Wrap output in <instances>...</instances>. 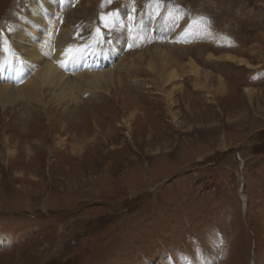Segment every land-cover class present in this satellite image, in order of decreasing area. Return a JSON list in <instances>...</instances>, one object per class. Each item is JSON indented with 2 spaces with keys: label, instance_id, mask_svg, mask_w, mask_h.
Here are the masks:
<instances>
[{
  "label": "rangeland",
  "instance_id": "rangeland-1",
  "mask_svg": "<svg viewBox=\"0 0 264 264\" xmlns=\"http://www.w3.org/2000/svg\"><path fill=\"white\" fill-rule=\"evenodd\" d=\"M29 1L0 0L1 38ZM64 2L77 43L155 23L106 61L114 86L0 107V264H264V0ZM153 49L174 81L133 58Z\"/></svg>",
  "mask_w": 264,
  "mask_h": 264
},
{
  "label": "bare ground",
  "instance_id": "bare-ground-1",
  "mask_svg": "<svg viewBox=\"0 0 264 264\" xmlns=\"http://www.w3.org/2000/svg\"><path fill=\"white\" fill-rule=\"evenodd\" d=\"M59 1L60 3L57 4L49 3L46 0H30L28 6L25 8L27 11H25L26 17L20 14L24 24L18 20L15 31L13 29L10 39L0 37V74L5 81L0 83L1 108L5 109L8 106H12L22 99L30 101L33 96L41 94L43 88L57 91L58 93L55 96L58 102L65 96L75 98L76 96L73 97V89L75 88L73 84L74 79L77 80V84L84 85L89 90L100 89L101 85H113L115 71L108 68L103 71L105 69L104 66L107 67L106 61L110 62L111 58H116L119 55L121 57L122 54L119 52V47L126 40L135 41V35L140 34L138 28L142 29V26L146 25L148 29L152 30L151 26L155 23L151 22L148 17L140 19L136 23L137 28H134L132 36L130 33L126 34L122 30V32L114 36L111 45L108 47H106L101 39L90 36L83 43H77L78 41L76 42L72 37L71 31L63 28L66 23L65 17L62 18L59 15L60 12L56 11L57 7L59 9L62 8L65 4L64 1L67 2L68 0ZM112 11L113 9L110 10V12ZM27 16L32 18L29 19ZM35 20H39V23L34 33L29 26L33 25ZM43 22L45 26H43ZM129 27L128 29H130ZM160 30L162 29L160 28ZM89 31L90 28L83 30L84 33ZM33 36H38L40 41H36ZM16 42L18 43L16 44ZM15 45L22 47V52L15 54V51H13V46ZM147 55V58H144L142 54L135 55L133 58L137 59L140 64L145 63L149 70L157 72L164 82H172L177 78L175 71H172V69L165 73L167 65L163 51L153 49ZM220 56L223 59L227 58L232 61H238L240 64H246L242 59L234 55L223 54ZM89 62H91L92 66L99 64L98 68L95 70L89 68L87 72L84 70L79 72L81 69L88 67ZM188 62L186 71L198 76L200 72L199 67L191 60ZM59 67H61V71ZM64 68L67 72L64 71ZM69 72L74 73L70 78L67 76ZM11 75L14 79L18 77L16 75H21L24 79L17 85H11ZM206 81L208 82L207 78ZM221 81L220 79L218 80V86H221Z\"/></svg>",
  "mask_w": 264,
  "mask_h": 264
}]
</instances>
